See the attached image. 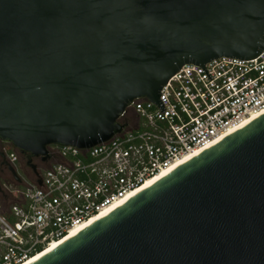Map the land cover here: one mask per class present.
Instances as JSON below:
<instances>
[{
  "label": "water",
  "instance_id": "95a60500",
  "mask_svg": "<svg viewBox=\"0 0 264 264\" xmlns=\"http://www.w3.org/2000/svg\"><path fill=\"white\" fill-rule=\"evenodd\" d=\"M262 50L264 0H0V141L94 147L180 67ZM32 264H264V116Z\"/></svg>",
  "mask_w": 264,
  "mask_h": 264
},
{
  "label": "built area",
  "instance_id": "2783aa9c",
  "mask_svg": "<svg viewBox=\"0 0 264 264\" xmlns=\"http://www.w3.org/2000/svg\"><path fill=\"white\" fill-rule=\"evenodd\" d=\"M180 67L157 105L135 98L120 132L94 147L47 148L41 176L14 179L0 195V264H21L163 170L264 111V50L250 60L217 58ZM7 151V150H6ZM10 164L16 155L7 152ZM41 180V186L36 182ZM3 207V206H2Z\"/></svg>",
  "mask_w": 264,
  "mask_h": 264
},
{
  "label": "bare ground",
  "instance_id": "6f19581e",
  "mask_svg": "<svg viewBox=\"0 0 264 264\" xmlns=\"http://www.w3.org/2000/svg\"><path fill=\"white\" fill-rule=\"evenodd\" d=\"M262 116H264V111L259 113V114H257V115H255V116H253V117H251V118H249L248 120L244 121L238 128L228 132L226 135H223V136L215 139L210 144H208V145H206V146H204V147H202L200 149H196L193 153H190L189 155L185 156L183 159H181L178 162H176L170 168H168L166 170H163L162 172H160L159 174H156L152 178L147 179L142 185H140L134 191H132L130 194H128L119 203H117V204L113 205L112 207H109V208L101 211L100 213L92 216L87 222H85L82 225H79V226L75 227L73 230H71L64 238H62V239H60L58 241H53L45 249H43L42 251L38 252L37 254L31 256L30 258H28L27 260H25L21 264H32V263H34L35 261H37L38 259H40L44 255L50 253L52 250H54L55 248H57L58 246H60L61 244H63L67 240H69L70 238L74 237L75 235H77L78 233H80L81 231H83L84 229L89 227L90 225L94 224L98 220H100L103 217L107 216L108 214H110L111 212H113L114 210H116L117 208L122 206L123 204H125L127 201H129L133 197H135L138 194H140L142 191H144L147 188L151 187L152 185L156 184L161 179H163L164 177H166L167 175H169L170 173L175 171L178 167H180V166L184 165L185 163L191 161L192 159H194L195 157H197L201 153H203V152L209 150L210 148L214 147L215 145L220 143L222 140L226 139L227 137H229L233 133L243 129L248 124H250L251 122H253L254 120H256V119H258V118H260Z\"/></svg>",
  "mask_w": 264,
  "mask_h": 264
},
{
  "label": "flooded vegetation",
  "instance_id": "af4514ba",
  "mask_svg": "<svg viewBox=\"0 0 264 264\" xmlns=\"http://www.w3.org/2000/svg\"><path fill=\"white\" fill-rule=\"evenodd\" d=\"M7 150V151H6ZM7 152H13L16 155V163L10 164L7 158ZM47 160H43L41 156L28 158L27 154L20 152L11 144L0 141V195L3 193V187L12 182V171L19 168L22 174L28 178L41 176L42 172L47 166Z\"/></svg>",
  "mask_w": 264,
  "mask_h": 264
},
{
  "label": "rangeland",
  "instance_id": "374dc122",
  "mask_svg": "<svg viewBox=\"0 0 264 264\" xmlns=\"http://www.w3.org/2000/svg\"><path fill=\"white\" fill-rule=\"evenodd\" d=\"M1 199H2V198L0 197V212L3 210V209H2V202H1Z\"/></svg>",
  "mask_w": 264,
  "mask_h": 264
},
{
  "label": "trees",
  "instance_id": "16d2710c",
  "mask_svg": "<svg viewBox=\"0 0 264 264\" xmlns=\"http://www.w3.org/2000/svg\"><path fill=\"white\" fill-rule=\"evenodd\" d=\"M2 206H3L2 208H4V207H5L4 203H2Z\"/></svg>",
  "mask_w": 264,
  "mask_h": 264
}]
</instances>
